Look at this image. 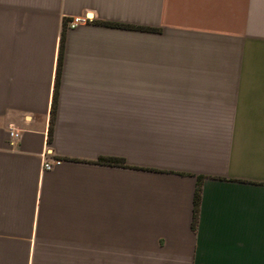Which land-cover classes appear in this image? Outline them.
<instances>
[{
  "label": "crops",
  "instance_id": "1",
  "mask_svg": "<svg viewBox=\"0 0 264 264\" xmlns=\"http://www.w3.org/2000/svg\"><path fill=\"white\" fill-rule=\"evenodd\" d=\"M0 264H264V0H0Z\"/></svg>",
  "mask_w": 264,
  "mask_h": 264
},
{
  "label": "built area",
  "instance_id": "2",
  "mask_svg": "<svg viewBox=\"0 0 264 264\" xmlns=\"http://www.w3.org/2000/svg\"><path fill=\"white\" fill-rule=\"evenodd\" d=\"M88 19L86 17H74L73 20L70 21V23L68 24V28L69 29H75L77 27H79L82 24L87 23ZM13 136H18V134H12ZM50 153H52L50 151ZM63 163V160L61 159H53L50 161H46L44 163V169L45 170H52L54 167L57 166H61Z\"/></svg>",
  "mask_w": 264,
  "mask_h": 264
},
{
  "label": "trees",
  "instance_id": "3",
  "mask_svg": "<svg viewBox=\"0 0 264 264\" xmlns=\"http://www.w3.org/2000/svg\"><path fill=\"white\" fill-rule=\"evenodd\" d=\"M61 49H62V51H61L60 64H59L60 66L58 69V81H59V73H60L61 60H62L63 41H62ZM56 105H57V96H55L54 102H53L51 131H53V125H54V120H55V116H56ZM199 203H200V190L198 188L196 195H195V201H194V220H196V218H197Z\"/></svg>",
  "mask_w": 264,
  "mask_h": 264
}]
</instances>
